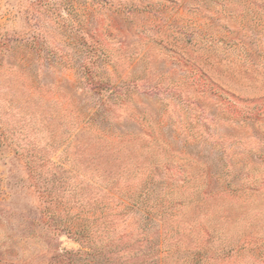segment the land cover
Here are the masks:
<instances>
[{"label": "rangeland", "instance_id": "1", "mask_svg": "<svg viewBox=\"0 0 264 264\" xmlns=\"http://www.w3.org/2000/svg\"><path fill=\"white\" fill-rule=\"evenodd\" d=\"M86 63L126 87L108 140L81 124ZM89 178L153 191L116 218L128 237L72 263L86 244L47 189ZM0 264H264V0H0Z\"/></svg>", "mask_w": 264, "mask_h": 264}, {"label": "trees", "instance_id": "2", "mask_svg": "<svg viewBox=\"0 0 264 264\" xmlns=\"http://www.w3.org/2000/svg\"><path fill=\"white\" fill-rule=\"evenodd\" d=\"M96 2L92 3L95 4ZM66 9L67 13L72 15V6H67ZM60 17L65 19V16L60 15ZM86 33V36H90L88 32ZM93 42L94 43L90 44L89 42L84 41L82 45L87 48V50L95 49L97 56L101 60H104L102 45L99 41L98 43L96 40ZM78 70V76L81 78L87 93L98 96V108L94 110L93 114H90L89 117L83 119V123H81L83 124L82 127H88L89 129L94 130V132L101 133L100 136H102L104 140H108L107 138H113L109 130H106L98 124L99 122L97 121V118L101 119V116L105 117L106 107L112 103L114 98L122 99L127 94L125 93L126 87L110 83L108 82L109 80L106 81V79L100 76L96 69L88 63L78 68ZM108 92L109 94H107ZM105 118H102V120ZM74 125L76 124L74 123ZM79 131H81V129H79ZM122 137L123 136L121 135L118 136V138ZM114 145V143L108 145L101 141H90L83 146L82 153L83 155L91 156L94 152L97 155V153L102 150L106 153L107 148L109 147H111V151H117V148ZM37 154L39 155V158H36L35 160L38 164L34 163L33 169L35 170V173L40 176L42 174L40 169L46 161L44 162L45 158L40 154V151H38ZM120 182L125 184V182L121 181V178L85 179L75 188L72 195L66 199H64L63 195L60 196L57 193V190L59 189L58 186L54 189L53 185L50 190L47 189V192L49 193L54 191V195L49 197V200L53 201L52 203L62 202L64 200L67 202L66 208L68 209H66V220H64L66 227H68L67 233L73 235L75 240L86 244V248L73 252L78 258L75 260L72 259V263L78 262L81 258H84L85 260L89 257L95 258L105 248L113 247L118 239L121 240L125 236H129L128 234H115L116 229L114 230L115 226L113 225L118 222L116 218H121L123 215L130 212L141 213L142 209L149 210L147 205L142 206V204L150 199L153 191L151 189L152 182L148 183L147 186L135 193L128 192L129 190H125V188H120ZM153 207H155V205L150 208ZM146 229L149 230L151 228L146 226ZM156 251H158V249Z\"/></svg>", "mask_w": 264, "mask_h": 264}]
</instances>
